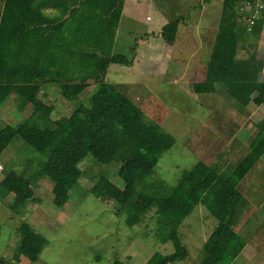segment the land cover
I'll return each instance as SVG.
<instances>
[{"label":"trees","instance_id":"16d2710c","mask_svg":"<svg viewBox=\"0 0 264 264\" xmlns=\"http://www.w3.org/2000/svg\"><path fill=\"white\" fill-rule=\"evenodd\" d=\"M55 1L60 15L46 14L44 9ZM243 1L224 0V12L206 58L205 78L190 86L195 93L221 86L242 107L250 102L264 105V79L259 74L262 57L256 50L246 49L257 47L256 43L241 40L243 31L260 34L264 16L249 25L244 12L240 13ZM122 8V0H0V106L13 92H17L21 108L29 105L26 117L0 127L1 195L12 194L11 210L24 215L30 201L41 203L47 197L41 198L37 191L50 189L52 204L62 208L86 173L80 163L90 162L91 155L95 162L117 166L116 177L124 185L101 173L94 176L87 191L113 201L115 214H125L130 226L141 223L154 210L155 235L174 245L172 252H154L145 264L180 260L183 264H231L246 245L264 257V206L259 204L264 200V119L253 125L243 142L235 134L245 115L230 111L224 101L213 105L211 118L185 142L197 153L198 161L173 185L157 178L160 157L175 143L174 136L162 128L170 110L168 103L150 90L144 92L147 89L142 83L106 79L109 65L133 62L126 54L110 50ZM89 9L96 15L89 18L85 14ZM76 13L80 16L77 26L69 28L67 20ZM180 20L176 17L163 25L160 34L167 43L174 42ZM87 30L95 45L108 41L110 48L77 46ZM242 47L246 55L239 53ZM92 84L91 94L83 96ZM47 86L58 88L69 104V113L53 116L56 104L46 102L42 95ZM14 143L25 159L21 170L13 162H2L4 151ZM220 165L226 166L223 171ZM48 182L52 186L47 187ZM200 203L216 224L201 249L188 259L179 228ZM17 234L15 257L22 254L37 262L48 243L46 236L28 220L20 223Z\"/></svg>","mask_w":264,"mask_h":264},{"label":"rangeland","instance_id":"374dc122","mask_svg":"<svg viewBox=\"0 0 264 264\" xmlns=\"http://www.w3.org/2000/svg\"><path fill=\"white\" fill-rule=\"evenodd\" d=\"M176 1L177 0H122L123 14L129 18L128 15L129 12H131L136 18V21L138 20V23L131 27L124 26L123 24L124 29L123 32H121L123 40L126 41V39H128L129 45V43L136 40L138 37L136 35H140L144 32L145 27H154L158 18H162L160 12L161 8L167 11L170 10V16L175 15L176 12H179V14L181 12V15L177 17L183 19L184 10L182 9V3H179V6ZM178 8L179 10H177ZM128 10L131 11L128 12ZM70 21L74 22L73 18L67 20L69 28H71ZM128 35L130 36L127 37ZM250 35V39H253L254 43L257 41L256 44H258V49H264V33L260 34V36H254L251 33ZM88 36L89 31L87 30L80 36V41H77V46L80 45L83 48L89 47L86 40ZM189 44L191 47H194L195 42L190 41ZM128 53L129 52H125L126 55H128ZM184 54L186 56L188 52ZM150 55L151 52L149 50L143 53L144 59H142V63L147 67H139L142 68V70L139 71L138 64L137 67H130L128 70L121 68L122 66L120 65H116L115 68L119 71H113L111 75H108L109 77L107 76V80L108 82H127L136 79L142 82V79L145 81L144 84L148 86L147 88L146 85H142L147 89H143L144 92H148L150 89V92L157 98L168 103L170 110L162 128L174 136L175 143L160 157L155 168V176L157 178H163L168 184L173 185L184 170L191 168L193 164L198 161L199 156L197 153L186 147V132L182 131L184 126L180 124L182 119L184 125L185 118L187 120V117L191 114L195 115L197 113L194 112L195 105H193L194 102L191 101L192 99L190 100L187 98L186 100L182 97L180 100L184 103L181 104L179 101L170 99L169 92L165 93V95L164 93L162 95L159 94V90L162 88L161 85H163V89L171 92L172 88H170V86L176 74L170 70L169 72H165L164 67L159 69L153 68L152 70V66H148ZM203 56V50H198L194 54L193 59H191L193 63L186 68L187 70L185 72L179 75L181 83L178 84L177 89L183 87V91L192 93L190 91V84L193 80L203 78L205 71V66L201 60ZM261 57L263 64L259 74L261 79H264V54H262ZM182 59L183 60H176L182 62L186 58ZM135 83L141 84L138 82ZM93 88L94 84L83 92V96H89ZM172 91L175 92L176 90ZM223 91L224 89H217L214 96L216 99L215 102L219 100V98L224 97L223 95L225 92L223 93ZM58 92L57 90L48 92V97L57 105L53 113L54 117L67 114L70 111L69 104H67L65 99L59 96ZM181 94L182 93H178L176 98L185 96ZM4 104H7L8 107L11 104H16V106H18V101L15 102V99H12ZM4 104L2 107L0 106V111L5 109L6 106ZM230 104H228L230 111L232 110V112L235 113L241 111ZM239 107H241V105H239ZM16 112H18V110L14 112L17 114V118L21 117L20 113ZM241 113L245 115V119L238 132V137L245 142L252 125L264 119V106H257L255 103L251 102L243 107ZM198 115L201 116V113L198 112ZM205 118H211L210 110H207ZM3 124V122H0V127H2ZM201 124L204 125V123ZM189 127H191L190 124ZM17 147L18 145L15 143L8 146L2 155V162L5 163V161H8L9 164L13 162L15 168L21 170L25 165V159L21 158V153L16 150ZM262 158L264 159V157ZM87 159H89L90 162L83 161L80 163L82 169L87 170L80 178L78 186L72 191L70 206L67 209L69 210L70 218L69 216V219L62 218L63 221H65V219L67 220L63 223H58L54 221V219L48 220L51 224L50 226L40 227L42 229L41 231L48 239V243L37 262H32V264H115L121 262L123 264H145L148 258L156 251L163 253L172 252L174 250L173 243L171 241L163 243L154 233L156 225L153 216L155 214L154 210L149 211L141 223L130 226L126 223L125 214H115L116 206L113 201L96 197L94 194L87 191L93 184L94 176L101 173L107 174V176L119 186L122 187L124 185L122 179L119 176L116 177L118 170L117 166L95 162L91 155ZM225 167L224 165H220V170L223 171ZM254 188L256 187L254 186ZM39 192L41 195L42 191L39 190ZM42 195L49 196V193L48 195L46 193ZM41 204L42 206H46L48 202L46 201L45 203L43 200ZM259 204L260 206H264V200ZM260 206H258V208ZM33 210L34 206L27 208L25 217L28 216L30 219L32 212H34ZM47 213L53 218H60L63 215V212L57 210L54 206L51 207ZM5 214V209L0 208V248L4 247L5 243L9 244V236L12 233V227L9 225V220L5 217ZM215 224V217L212 216L208 209L201 203L184 219L180 225L179 232L182 243L188 248V259L195 256L199 249H201ZM184 262V260H180L175 264H183ZM232 264H264V257L260 255L254 247L247 245L245 249H243L241 255H239Z\"/></svg>","mask_w":264,"mask_h":264},{"label":"crops","instance_id":"0c3cea01","mask_svg":"<svg viewBox=\"0 0 264 264\" xmlns=\"http://www.w3.org/2000/svg\"><path fill=\"white\" fill-rule=\"evenodd\" d=\"M37 1L41 2L42 0H37ZM176 2L178 5H179V3H182V6H183L182 9L184 10L183 11L184 18L180 20L177 35H176V38L172 44L167 43L162 38L160 32H161V29H162L164 24H166L170 20L174 19L175 17L180 16L181 12H180V14H179V12H176L175 15L170 16L169 15L171 12L170 10L167 11L164 8H161L160 12H161L162 18L161 17L158 18V21L155 24V26L154 27L153 26L145 27L144 32L141 33L140 35H136V36H138L136 38V40L129 43V45H128V39H126V41L123 40V37L121 36V32H123L124 26L131 27L133 25H136L138 23V20L136 21V18L131 14V12H129L131 10H128V12H129L128 17L129 18H127L123 14V8H122L119 23H118V26L116 27V32H115V36H114L111 48L108 44V41H106L104 43L102 42L101 46L95 45L94 44V36H93V34H91V36H88L89 39L87 42L89 44V47L84 48V49L101 50L102 48H104V49L106 48L108 50L110 48L112 53H123V54H125V52L126 53L129 52L127 56L132 58L133 62L130 65H123V64H117V63H113V64L109 65L108 69H107L106 79H108L107 76L109 74L111 75L113 73V71H116V72L119 71V70H116V68H115L116 65H120V66H122L121 68H125V70H128L130 67H137V64H138L139 71L142 70V68H139V67H147V66H145V64L142 63V59H144L143 53L147 50H149L151 52L148 66H152V70H153V68L159 69V68L164 67L165 72L166 71L169 72V70H170L171 72L175 73L176 74L175 79L171 83L170 88H172V90H176V91L175 92H173L172 90H171V92L167 91L166 89H163V85H161L162 88L159 90V94L162 95L164 93V95H165V93L169 92L170 93V99H173V101H179L181 104L184 103L180 100V99H182V97H184L186 100H187V98H189L190 100L192 99L191 101L194 102V104H193V105H195L194 106V112L197 114H195V115L191 114L189 117H187L188 118L187 120L185 118L184 119V125H183V119L181 120V123H180L182 126H184L182 131L186 132L185 136L187 137L186 138V141H187V139L190 137V135L195 132L197 127H199L198 125H201V123L204 122V120L206 119L205 116L207 114V110H210L211 106L224 101L228 104L232 103L230 105L237 107L239 109V111L240 110L243 111V107L242 106L239 107L240 104H238V102H236L233 98H231L225 91H223V93L225 92L223 95L224 97L219 98V100H217L215 102L216 99L214 96H215L217 89L221 88L223 90V88L221 86H217L216 90H214L212 92H208V93H205V92L195 93V92H193V90L191 89V86H190V91L194 95L192 93L183 91V87H181L180 89H177L178 84L181 83V79L179 78V75H181V73L185 72L187 70L186 68L189 67V65H191L193 63V61L191 59H193L194 54L198 50L199 51L203 50L204 56L202 57L201 60L203 62V65L205 66V71H204L202 79L198 78L196 80H193V82L204 80L205 73H206V64H205L206 58H207L208 53L212 47L213 41H214L216 33L218 31V27H219V23H220V20L222 17V13L224 12V0H177ZM63 4H65V2H63ZM174 6L176 8L175 4H174ZM179 8L177 10H179ZM44 10H45V13L48 15H54V14L60 15V13H61V8L58 7L56 1L53 2L51 7H48ZM98 12L99 11L96 10V13H98ZM85 14H90L89 18H91L92 15H96L94 13V11H92L90 9L87 10L85 12ZM66 17L67 18L69 17L68 14H66ZM79 17H80L79 13H76V15H73L70 17V19L73 18V20H74V22L70 21L71 28L77 26ZM85 19L88 20V18H85ZM123 24H124V26H123ZM250 33L251 32L243 31V34L241 35V40H243V41L245 40L246 44L253 42V39L252 40L250 39V37H251ZM263 33H264V28L262 29L260 34H263ZM260 34L257 36H260ZM252 35L255 36V34H252ZM129 36L130 35H128L127 37H129ZM70 40L73 41L72 37L70 38ZM190 41L195 42L194 47L190 46V44H189ZM255 43H257V41ZM256 45H258V44H256ZM259 46H260V44H259ZM69 49H71V47ZM246 49L249 51H255L256 50L260 55L264 54V49H258V47H256V46L255 47L251 46L248 48L246 47ZM185 52H188V55L185 56V54H184ZM239 53L246 55V50L243 49V47H242V48H240ZM74 56H76V54ZM182 58H186V59L182 62L176 60V59L183 60ZM70 65H73V63H71ZM74 65H75V63H74ZM160 72H162V71H160ZM196 73H197V71H196ZM141 81L142 82H139L138 80L135 79L132 81V83H135V82L142 83V84L145 83L144 80L141 79ZM144 85H146V84H144ZM53 90L59 91L58 88L53 87V86H47L42 90V95H43V98L45 99L46 102L54 103L51 101V98L48 97V95H49L48 92L49 91L52 92ZM178 93L179 94L182 93L181 95H185V96H181L180 98L179 97L176 98V95ZM59 96H60V94H59ZM12 99H15V102H17L19 100V96H18L17 92L16 93L13 92L11 94V97L6 102H8ZM211 100H213V101H211ZM2 105H1V107H2ZM5 106H6L5 109H2L3 111H0V122H3L4 124H8V123L14 124L17 121H19L21 118L26 117L29 114V111H28L29 105H27L25 108H21V107H19V105L16 106V104H11V105H9V107L6 104ZM257 106H260V105H257ZM56 107H57V105H56ZM17 110H18V112H16V113H20V116H21L19 118H17V114L14 113ZM55 110L53 111V113L55 112ZM241 111L239 113H241ZM198 112L201 113V116L198 115ZM189 124L191 127H189ZM251 129H253V125H252ZM239 130H238V132H239ZM238 132L235 134V136H237V137H238ZM249 136H250V132L248 133V137ZM248 137H247V139H248ZM183 143H184V141H183ZM2 176H3V173L0 175V180H1ZM45 181H47V180H45ZM50 186H52V183L48 182L47 187H50ZM40 191H42V190H40ZM44 192L46 194L49 193V196L43 198L44 196L42 194ZM37 194L40 195L39 190L37 191ZM42 194L40 195L41 198H43L45 203H46V201L48 202V204L46 206H42V204H41L42 202L39 203L37 201H30L26 206L25 214L19 215L16 212H13L10 208V204L13 200V195L8 194L6 196H2L1 192H0V208L5 209V211H6L5 217L9 220V225L12 227V233L9 236V244L5 243L4 247L0 248V261L2 259L6 260L7 261L6 264H32V261L30 259H28L25 255L21 254L20 256L15 257V254H14V249H16V247L19 245V240H20V238L17 234V230H18L20 223L23 220L30 221L36 227L37 231L43 234V232L41 231L42 229L40 227L50 226L51 224L49 223L48 220L54 219V221H56L58 223H63V222H66L67 220L65 219V221H63L62 218H67V219L70 218L69 210H67L70 206V201L67 202L65 204V206H63L62 208H59V207L52 204V193H51L50 189L49 190H47V189L43 190ZM67 204H68V206H67ZM31 206H34V210H33L34 212H32V214L30 216V219H31L30 220L29 217L28 216L25 217V215L27 214L26 213L27 208H30ZM53 206L56 207L57 210H61V212H63V215L60 218H53V217L48 215V213H47L48 210H50V208ZM66 206H67V208H66ZM68 216H69V218H68ZM55 228H57V227H55ZM4 242H6V241H4Z\"/></svg>","mask_w":264,"mask_h":264},{"label":"built area","instance_id":"2783aa9c","mask_svg":"<svg viewBox=\"0 0 264 264\" xmlns=\"http://www.w3.org/2000/svg\"><path fill=\"white\" fill-rule=\"evenodd\" d=\"M240 13L245 14L247 19L246 22L249 25L254 24L259 16H264V0H244L241 5ZM3 168V164L0 163V174H2ZM0 264L4 263L0 262Z\"/></svg>","mask_w":264,"mask_h":264}]
</instances>
